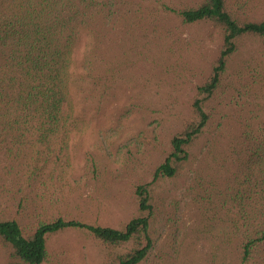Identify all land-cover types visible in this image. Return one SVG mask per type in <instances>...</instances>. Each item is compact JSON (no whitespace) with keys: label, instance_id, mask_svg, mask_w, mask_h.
Segmentation results:
<instances>
[{"label":"rangeland","instance_id":"obj_1","mask_svg":"<svg viewBox=\"0 0 264 264\" xmlns=\"http://www.w3.org/2000/svg\"><path fill=\"white\" fill-rule=\"evenodd\" d=\"M198 1L123 0L101 36L82 39L74 69L84 82L73 86L64 105L77 124L69 150L36 182L15 176L0 182V221L36 225L20 207L32 212L26 202L38 200L47 219L124 230L139 215L137 188L149 185L153 247L141 264H243L230 234L236 210L228 211L229 189L209 186L215 173L236 170L231 146L240 122L264 120V39L239 43L223 84L206 101L210 125L190 151V164L175 178L154 180L223 46L218 27L185 25L165 8L179 11ZM228 4L243 19L264 20V0ZM8 5L0 0V14ZM49 249L62 264H101L103 258L77 231L50 238Z\"/></svg>","mask_w":264,"mask_h":264},{"label":"trees","instance_id":"obj_2","mask_svg":"<svg viewBox=\"0 0 264 264\" xmlns=\"http://www.w3.org/2000/svg\"><path fill=\"white\" fill-rule=\"evenodd\" d=\"M122 1L8 0L0 14V182L13 176L17 181L27 177L28 182H36L44 177L48 165L61 163V154L66 155L77 129L72 115L64 113V105L71 100L73 86L84 82L74 69L75 53L84 37L102 35L104 22L116 15V6ZM165 8L185 25L218 27L224 41L210 78L197 89L192 117L171 139L155 181L175 178L190 164V151L210 125L206 101L223 84L239 43L264 39V20L243 19L228 0H200L179 11ZM238 127L240 133L231 146L237 156L236 170L228 176L215 173L211 181L215 184L209 190L223 184L229 189L228 211L236 210L230 218L231 238L241 251L242 263L250 264L264 261V120L252 118ZM241 151L249 157L245 162L240 159ZM5 161L8 163L2 166ZM148 188H137L139 215L124 230L61 217L47 219L40 211L41 202L27 201L35 207L32 212L20 208L37 224L24 228L17 220L0 221V264H62L51 253L49 240L68 231H77L98 246L103 253L101 264H141L153 247Z\"/></svg>","mask_w":264,"mask_h":264}]
</instances>
